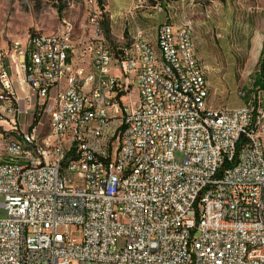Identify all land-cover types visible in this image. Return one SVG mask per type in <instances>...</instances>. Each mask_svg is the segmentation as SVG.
<instances>
[{"label": "built area", "instance_id": "1", "mask_svg": "<svg viewBox=\"0 0 264 264\" xmlns=\"http://www.w3.org/2000/svg\"><path fill=\"white\" fill-rule=\"evenodd\" d=\"M85 4L97 30L96 0ZM184 24L182 48L171 22L159 25L163 57L142 30L117 56L96 33L78 49L90 71L69 60L68 18L55 38L36 31L2 48L0 125L4 115L16 126L0 130V148L31 162H0V264H264V102L240 89L243 105L207 106ZM10 64L28 86L23 104Z\"/></svg>", "mask_w": 264, "mask_h": 264}, {"label": "rangeland", "instance_id": "2", "mask_svg": "<svg viewBox=\"0 0 264 264\" xmlns=\"http://www.w3.org/2000/svg\"><path fill=\"white\" fill-rule=\"evenodd\" d=\"M232 1L236 2L239 11H237V22L231 24L230 43L204 50L208 57V61L205 62L207 65L204 66L209 87L207 106L213 109L243 105L245 100L237 95V90L240 89L249 90L247 93L250 98L260 95L264 102V89H253L254 72L257 69L261 47L258 42L251 41L255 28L264 30V0H250L255 3L253 5L259 4L263 11L256 15V19L252 15H247L246 9L243 8V2L246 6L249 0ZM63 2L66 5L60 15L56 0H0V61L5 60L2 48L9 47L12 42H18L22 47L26 46L29 37L36 31L55 33L64 18L71 19L72 25H75L74 39L76 41L82 38H93L96 33H101V24L97 30L94 26H89L90 14L85 0H63ZM232 5H234L233 2ZM111 46L117 48L115 42L111 43ZM198 49L202 54V48L198 47ZM111 71L113 75H122L118 67L113 66ZM135 87V84L130 86L133 93H135ZM27 93L28 89L20 90L17 87L16 94L21 98L22 104ZM3 118L0 130L5 136H9L13 134L16 125L9 117L3 115ZM118 123L117 120L112 121L110 132L117 127ZM117 134L118 132L110 139L112 144L117 143ZM1 152L4 153V150ZM110 153H113L112 146ZM176 156L178 160L183 157L179 152ZM2 201L3 197H0V202ZM6 216L7 210L0 207V218Z\"/></svg>", "mask_w": 264, "mask_h": 264}, {"label": "crops", "instance_id": "3", "mask_svg": "<svg viewBox=\"0 0 264 264\" xmlns=\"http://www.w3.org/2000/svg\"><path fill=\"white\" fill-rule=\"evenodd\" d=\"M232 2L234 5H232ZM106 13L109 15L110 28L115 44L121 47L129 46L137 30H142L144 37L152 44L157 41V27L168 20L177 29L183 23H190L193 28L196 43V57L204 67L208 57L205 48L226 46L231 40V24L237 22L236 2L232 0H104ZM239 4V2H238ZM250 0L245 6L247 15L261 14V7L253 5ZM263 12V11H262ZM259 13V14H258ZM87 38L78 39V47L70 55L69 60L74 67L91 70L90 58L81 57L78 53L81 42ZM258 42L262 49L264 30L254 29L251 41ZM198 47L202 48V54ZM206 60V61H205ZM10 73L15 91L28 89L20 76L16 75L10 64Z\"/></svg>", "mask_w": 264, "mask_h": 264}, {"label": "bare ground", "instance_id": "4", "mask_svg": "<svg viewBox=\"0 0 264 264\" xmlns=\"http://www.w3.org/2000/svg\"><path fill=\"white\" fill-rule=\"evenodd\" d=\"M173 32H171V47L182 48L183 35L185 32V24L179 28H175L171 23ZM157 37H159V26L157 27ZM48 38H55V33H48ZM15 47H22L18 42H15ZM148 50L150 55H156V57H163V50H157V45L148 42ZM47 121H54V112H47ZM86 139L78 140V147H85ZM24 151H34V144H24ZM0 162L27 165L31 162V155L17 154L12 152H1L0 149ZM67 162H74V155H67Z\"/></svg>", "mask_w": 264, "mask_h": 264}, {"label": "trees", "instance_id": "5", "mask_svg": "<svg viewBox=\"0 0 264 264\" xmlns=\"http://www.w3.org/2000/svg\"><path fill=\"white\" fill-rule=\"evenodd\" d=\"M58 4H56L58 14H62L65 8V2L63 0H56ZM104 0H96V9L100 16V24L102 27L101 33L104 36L106 41V45L111 50V52L117 56L121 53V46L112 47L111 43L114 42L113 36L110 28V19L109 15L106 13ZM115 48V49H114ZM253 89H264V41L263 46L260 51L259 59L257 61V69L254 72V88ZM249 92V90L247 91Z\"/></svg>", "mask_w": 264, "mask_h": 264}]
</instances>
